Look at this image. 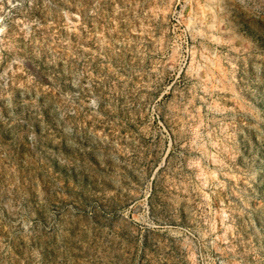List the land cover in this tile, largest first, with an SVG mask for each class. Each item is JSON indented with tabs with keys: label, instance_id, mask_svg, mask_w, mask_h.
<instances>
[{
	"label": "rangeland",
	"instance_id": "374dc122",
	"mask_svg": "<svg viewBox=\"0 0 264 264\" xmlns=\"http://www.w3.org/2000/svg\"><path fill=\"white\" fill-rule=\"evenodd\" d=\"M0 264H264V0H0Z\"/></svg>",
	"mask_w": 264,
	"mask_h": 264
}]
</instances>
